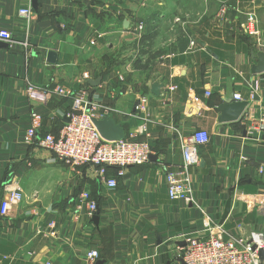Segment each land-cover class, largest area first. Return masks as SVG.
Segmentation results:
<instances>
[{"label": "crops", "instance_id": "crops-1", "mask_svg": "<svg viewBox=\"0 0 264 264\" xmlns=\"http://www.w3.org/2000/svg\"><path fill=\"white\" fill-rule=\"evenodd\" d=\"M37 4L0 0V25L30 46L12 49L0 41V264H91L90 251L104 264H183L187 242L206 237L214 226L235 236L250 228L264 232V205L252 201L264 194V142L246 128L249 116L264 113V72H253L264 52V0ZM24 7L32 17L20 14ZM249 13L259 20L258 40L241 27ZM140 22L141 37L135 30ZM30 84L71 94L39 100L28 95ZM80 93L100 112L107 110L105 117L122 125L125 137L148 114L151 119L147 135L139 137L152 145L150 161L123 175L107 168L116 187L103 181L97 166L73 167L25 141L33 112L43 116L41 135H59L73 95ZM236 94L248 105L237 121L221 122L217 107L238 101ZM143 97L147 113L139 110ZM172 127L211 135L193 168L203 211L168 194L167 173L183 163ZM18 188L24 199L4 216L2 201ZM83 192L98 204L93 216Z\"/></svg>", "mask_w": 264, "mask_h": 264}, {"label": "built area", "instance_id": "built-area-1", "mask_svg": "<svg viewBox=\"0 0 264 264\" xmlns=\"http://www.w3.org/2000/svg\"><path fill=\"white\" fill-rule=\"evenodd\" d=\"M20 14L30 18L33 12L31 8L24 7L20 10ZM241 27L250 37L258 40L259 20L255 14H247ZM135 30L141 37L145 30V23H138ZM0 41L7 43L12 49L30 48L27 39H18L10 28L1 25ZM90 43L95 45L96 40L93 39ZM85 77L88 75L86 74ZM70 94V91L62 87L41 89L30 84L28 88V95L39 100H45L53 95ZM210 94V92L207 93V95ZM235 98L238 101L244 100L239 94H236ZM148 103V98L140 99L139 110L147 113ZM99 109L98 104L91 103L85 93L73 95L72 105L66 114L68 121H65L59 135L51 132L41 135L39 131L42 128L43 116L33 112L31 125L25 133V141L29 144L37 142L40 146L51 150L60 161L73 167L88 164L97 166L103 181L109 187H116L117 179L107 177V168H115L117 175H123L128 167L150 161L153 154L152 145L148 139L139 137L147 135V125L151 119L148 114L137 130L123 139L107 140L94 122V119L105 118L107 110L100 112ZM247 120L248 134H258L264 142V113L259 117L249 116ZM172 129L177 134L183 152V163L177 170L167 173L168 194L173 199L183 200L203 211L195 191L193 168L201 161L199 147L208 144L211 141V135L206 130L184 133L179 128L172 127ZM80 197L82 203L86 204L89 215L93 216L98 210V204L90 198L89 192H83ZM23 199L24 191L21 188L12 190L2 201V214L8 215L11 206L22 202ZM252 201L254 204L263 206L264 194L254 196ZM253 245H257L258 248L253 250ZM259 248L264 249L263 231H252L250 237L235 236L221 226H214L210 228L206 237L190 239L183 248L181 258L185 264H264L259 257ZM99 258L100 254L97 251H90L87 254L88 262L91 264H95Z\"/></svg>", "mask_w": 264, "mask_h": 264}, {"label": "water", "instance_id": "water-1", "mask_svg": "<svg viewBox=\"0 0 264 264\" xmlns=\"http://www.w3.org/2000/svg\"><path fill=\"white\" fill-rule=\"evenodd\" d=\"M34 2V8L38 9V4L37 0H33ZM50 60L52 62H56V56L57 54L55 52H50ZM253 72L254 73H261L264 72V52H258L257 54V63L253 66ZM160 85L159 83H154L152 85V90L154 93L159 94L160 93ZM248 105L247 101H234L232 99L226 100V102L220 106L217 107L218 111L220 112V121L221 122H232V121H237L242 113L244 112L246 106ZM68 121V119H66ZM94 122L102 134L104 138L107 140H120L125 137L124 133V128L122 125L116 123V121L110 117H105L103 119H94ZM231 201L228 202L224 214V218L227 217L229 211H230V206H231ZM94 221L98 223L99 217L98 215L95 217ZM252 233V229H249L248 234L246 237H250ZM252 240L250 239V242ZM258 248L257 245H253V250H256ZM259 257L261 261H264V249L259 248ZM183 264L184 261L182 260ZM104 260H98L96 264H104Z\"/></svg>", "mask_w": 264, "mask_h": 264}, {"label": "trees", "instance_id": "trees-1", "mask_svg": "<svg viewBox=\"0 0 264 264\" xmlns=\"http://www.w3.org/2000/svg\"><path fill=\"white\" fill-rule=\"evenodd\" d=\"M109 168H111V167H109Z\"/></svg>", "mask_w": 264, "mask_h": 264}]
</instances>
